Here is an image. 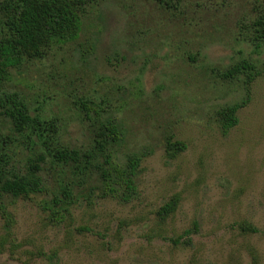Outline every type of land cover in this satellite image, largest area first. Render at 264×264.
Instances as JSON below:
<instances>
[{
    "label": "rangeland",
    "instance_id": "obj_1",
    "mask_svg": "<svg viewBox=\"0 0 264 264\" xmlns=\"http://www.w3.org/2000/svg\"><path fill=\"white\" fill-rule=\"evenodd\" d=\"M263 13L264 0H84L78 38L10 71L0 94L96 158L68 179L47 160L43 192L1 197L0 264H264ZM234 105L225 131L218 114ZM106 117L121 140L94 149ZM166 140L183 151L169 158ZM29 146L0 108L5 168L23 174ZM105 155L120 168L141 158L130 189L102 195ZM55 180L75 186L60 221L48 209Z\"/></svg>",
    "mask_w": 264,
    "mask_h": 264
},
{
    "label": "trees",
    "instance_id": "obj_2",
    "mask_svg": "<svg viewBox=\"0 0 264 264\" xmlns=\"http://www.w3.org/2000/svg\"><path fill=\"white\" fill-rule=\"evenodd\" d=\"M83 4L84 0H0V86L8 79L10 71L16 70L23 62L41 58L52 46L76 40L81 31ZM254 32V41L264 44V13L254 22ZM243 69H248V66L232 68L229 75L232 77ZM250 80L251 78L247 79L246 85ZM82 106L83 111H91L86 104L82 103ZM0 108L12 124L13 132L30 145L32 156L25 163V172L15 174L5 168V154H0V199L3 195L25 198L43 192L46 187L40 173L47 160L50 166L59 171L58 178L68 179V173L76 178L77 175L83 176L84 170L96 158L92 150L79 154L77 150L63 145L59 141L55 122L43 119L15 94H0ZM238 109L239 106L234 105L219 112L223 130L235 125ZM93 113L96 114V111ZM121 136L119 122L106 117L93 139L94 149H102L106 144L118 142ZM165 149L167 156L173 158L183 151L184 145L166 140ZM110 159L105 155L109 171L107 175L102 172L104 187L100 191L104 197L114 194L121 185L127 190L133 186V177L141 158H130L124 168L111 164ZM54 182L56 192L52 194L48 209H58L55 210L58 211L55 215L60 221L64 219L63 213H67L76 201L75 186L72 181L64 184L59 180ZM178 202L177 199L169 201L161 208L159 215L163 218L172 215ZM243 231L255 232L248 226Z\"/></svg>",
    "mask_w": 264,
    "mask_h": 264
}]
</instances>
